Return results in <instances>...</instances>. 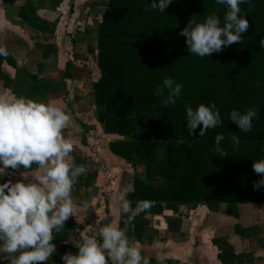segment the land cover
<instances>
[{"label":"trees","instance_id":"trees-1","mask_svg":"<svg viewBox=\"0 0 264 264\" xmlns=\"http://www.w3.org/2000/svg\"><path fill=\"white\" fill-rule=\"evenodd\" d=\"M254 3L252 9L241 5L249 21L243 41L200 58L188 51L180 32L191 19L202 22L213 12L223 24L225 6L215 0H172L161 13L145 10L150 0L106 1L97 29L100 76L94 94L105 131L118 137L110 142L111 152L145 165L144 178L134 182L135 203H264V188H254L264 174L252 168L264 159V87L255 84L264 85V48L258 43L264 37V0ZM5 62L17 67L10 55L0 57V66ZM165 76L183 85L174 106L164 107L153 95ZM213 102L222 124L204 137L202 125L189 134L185 104L195 109ZM250 107L259 114L243 133L229 114ZM219 133L227 156L211 151ZM231 135L241 138L238 150ZM54 235L55 241L68 240V233Z\"/></svg>","mask_w":264,"mask_h":264},{"label":"clouds","instance_id":"clouds-1","mask_svg":"<svg viewBox=\"0 0 264 264\" xmlns=\"http://www.w3.org/2000/svg\"><path fill=\"white\" fill-rule=\"evenodd\" d=\"M171 3L172 0H150L145 10L163 13ZM215 3L227 9L223 24L213 12L202 22L191 19L180 32L187 38L188 51L200 58L211 56L234 42H242L249 21L241 5L247 4L249 9L255 7L254 0H215ZM258 43L264 48V37ZM8 55L7 48L0 45V57ZM255 84L258 88L264 87L259 80ZM182 87L171 76H165L153 95L161 99L164 107L174 106ZM185 111L191 135L202 125L199 136L204 137L209 129L222 124L220 109L214 102L200 104L195 109L191 104H185ZM258 114L255 107L243 112L233 109L229 118L243 133H248ZM71 119L69 113L51 101L22 96L0 97V176L6 175L9 167L20 170L37 165L36 176L28 182L9 180L0 183V259H7L9 264L49 261L56 252V245L52 243L54 232L59 233L69 217L76 216L72 189L87 169L73 160L70 155L73 143L63 135ZM229 139L233 148L238 150L240 136L231 135ZM224 140L223 133L217 134L211 151L227 156L221 146ZM252 168L257 174H264V159L254 161ZM20 174L25 177L22 171ZM254 188H264V176L254 182ZM121 200L120 210L129 213L130 203L123 197ZM150 207V202L141 201L137 204V211ZM99 237V240L95 237L84 239L79 246L76 245L77 253L69 252L63 256V264H148L141 250L130 242L126 229L110 223L99 229Z\"/></svg>","mask_w":264,"mask_h":264},{"label":"rangeland","instance_id":"rangeland-1","mask_svg":"<svg viewBox=\"0 0 264 264\" xmlns=\"http://www.w3.org/2000/svg\"><path fill=\"white\" fill-rule=\"evenodd\" d=\"M95 1L101 4L92 6ZM106 1L0 0L8 3L5 5L13 3L0 10V45L5 46L17 62V67L4 63L3 68L15 83L10 89L4 76L0 97L22 96L51 101L71 115L63 135L73 143L70 154L73 160L78 165L83 164L87 171L73 185L76 216L67 220L73 227L68 232V241L73 243L66 253L76 252L75 228L84 231L85 239L95 237L99 240V229L114 223L126 229L130 242L141 250L143 258L153 257L157 249L145 250L143 243L149 241L145 239L150 233L139 229L144 223L139 218L143 211H137L133 202L134 182L137 177L144 178L145 165L131 163L111 152L110 142L118 137L105 131L94 94V83L100 76L97 29ZM29 3H35L38 8H27ZM36 169L37 165L24 173L26 178L10 174L6 181L28 182L36 176ZM121 197L130 203L126 217L120 210ZM94 200L99 202L93 206ZM172 208L169 206L167 210ZM159 240L166 248L171 247L170 238L160 237ZM55 255L40 264H59Z\"/></svg>","mask_w":264,"mask_h":264},{"label":"crops","instance_id":"crops-1","mask_svg":"<svg viewBox=\"0 0 264 264\" xmlns=\"http://www.w3.org/2000/svg\"><path fill=\"white\" fill-rule=\"evenodd\" d=\"M5 4L0 2V10L13 6L11 2L10 5ZM29 4V9L38 8L35 3ZM3 67L4 63L0 66V88L5 76V84L11 89L15 81ZM8 87L4 88L8 90ZM21 171L28 173L31 170H13L9 167L7 174L0 176V183L7 182L10 174H15V177L21 175ZM96 201L99 202L94 200L93 206ZM150 204L151 207L139 215L140 222L144 221L139 229L150 233V237L145 239L149 241L143 243L145 250L157 249L153 257H144L148 264H264V203ZM169 206L173 208L167 210ZM72 229L71 223L66 221L60 232L66 234ZM75 229V244L79 246L85 239L84 231ZM160 237L170 238L171 247L166 248L165 243L160 242ZM52 243L56 245L54 257L61 264L66 250L71 248L69 244L73 242L53 239ZM152 245L155 247H150ZM77 246L75 253L78 252ZM0 264H9V261L0 259Z\"/></svg>","mask_w":264,"mask_h":264}]
</instances>
